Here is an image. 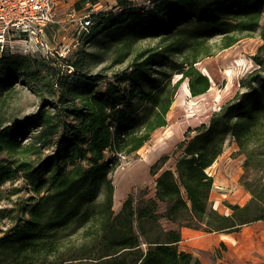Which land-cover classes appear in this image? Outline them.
I'll return each instance as SVG.
<instances>
[{
	"label": "trees",
	"instance_id": "obj_1",
	"mask_svg": "<svg viewBox=\"0 0 264 264\" xmlns=\"http://www.w3.org/2000/svg\"><path fill=\"white\" fill-rule=\"evenodd\" d=\"M116 2L123 12L115 19L112 10L95 15L82 45L93 39L96 27L114 19L111 41L121 47L114 65L123 63L141 40L158 39L159 46L135 53L128 69L113 80L83 73V55L93 54L74 60L0 54V102L19 81L36 95H43V87L54 108L37 109L19 122L0 117V155H18L0 162V187L21 177L37 196L27 206L28 217L17 218L0 236V264H56L48 257L79 231L97 248L96 255L82 257L88 259L84 264H201L178 249L181 227L230 234L264 220V177L258 184L245 182L250 200L243 206L228 204L230 213L223 215L208 209L213 179L206 172L228 135L242 153L252 142L264 145V53L253 56L258 68L241 79L244 91L213 112L208 123L188 130L193 134L179 142L174 168L158 174L152 197L141 196L136 205L128 197L115 213L109 178L118 164L116 154L138 151L166 126L178 85L171 86V73L188 80L193 97L209 90V78L195 67L210 55L207 41L220 36L226 49L238 41L236 35L259 28L264 41V0H150L151 6L139 8L129 0ZM152 66L160 68L158 77L150 74ZM100 83L104 88L96 91ZM31 128L40 130L23 142ZM52 138L55 151L38 163L39 150ZM255 153L264 155V150ZM2 212L0 217H6Z\"/></svg>",
	"mask_w": 264,
	"mask_h": 264
},
{
	"label": "rangeland",
	"instance_id": "obj_2",
	"mask_svg": "<svg viewBox=\"0 0 264 264\" xmlns=\"http://www.w3.org/2000/svg\"><path fill=\"white\" fill-rule=\"evenodd\" d=\"M57 1V22L46 29V42L52 50L57 49L63 42L68 43L72 34L70 26L63 22L68 9H73L67 8L71 5V1ZM107 1L103 0V5ZM129 1L136 8L142 5L151 6L150 0ZM109 2L111 5L115 4V7L108 8V10L113 11L115 19L123 12L122 7L118 5L116 0H109ZM77 3L82 5V2ZM75 4H72L74 9H79L75 8ZM100 13L103 12L98 14ZM114 19L106 21L103 26L96 27L93 39L68 55L71 60H74L77 55L81 56L84 53L93 54L90 57L83 55L85 58L83 73L104 77V80H113L115 74L122 73L128 69L135 53L159 46L158 39L141 40L132 46V54L123 63L114 65L113 61L121 48L114 46L115 42L111 41L113 32L111 24ZM92 22L95 23L96 19H93ZM260 23L261 25L264 24V17ZM260 31L261 28L255 32H244L236 35L238 41L226 49H221L220 36H215L207 41L206 48L210 55L195 64L198 71L206 75L211 83L209 90L203 95L191 96L187 79L181 78V75L176 73L169 75L167 79H170L171 86L177 82L178 85L173 102L167 113L166 126L156 130L148 142L138 151L127 156L116 154L118 164L109 174L114 188L112 210L115 213L119 211L123 201L128 197L132 198L134 205H136L141 196L152 197L155 190V179L158 174L164 169L174 168L175 161L181 152L179 142L186 135L193 134V132H188V130L192 131L202 123H208L213 112L218 111L226 102L244 91L241 79L246 78L251 71L258 68L253 61V56L264 53V41L260 36ZM18 40L19 38L8 39L6 37L3 43H0V54L34 55L40 51L32 43ZM40 52L43 54L42 51ZM177 59L178 57H173V60ZM159 69L156 66H152L149 72L151 75L158 77L159 75L155 70ZM103 88L104 84L100 83L96 91H100ZM39 90L43 95H36L31 89L17 81L16 90L6 93L0 102V117L10 123L21 121L25 116L36 112L37 109L53 112V105L50 104L52 97L46 93L43 87H40ZM39 130L40 128H31L30 135L23 142H30L32 136ZM262 142L255 141L250 143L248 152L242 153L228 135L224 141L221 154L206 170L212 177L213 184L218 183L219 185L217 188L213 187L214 190H211V192H218L219 190L223 192V190L228 188L231 194H235V196L240 198L239 202H243L244 198L246 200L247 196H249L246 202L248 203L250 194L244 188L245 182L258 184L261 178L264 177V155L253 154V150L255 152L264 150ZM54 151L55 141L52 138L39 150L38 163L45 160ZM16 158H18V155L4 153L0 155V162L7 164L10 160ZM26 158L36 160L37 157L27 155ZM158 166H161L159 170H157ZM154 171H156L155 174H153ZM30 188V185L21 177L13 182H6L0 187V211H4L2 214H7L6 217H0V236L16 224L17 218L25 219L28 217L27 206L33 202V197H37ZM15 190L18 191L13 194ZM101 200L102 194L100 193L97 202ZM215 203L214 200L208 202V209H213V206H215L222 212L220 214H224L223 212H226V210L230 213L227 206L231 203L223 201L219 202L217 206ZM165 226L167 228L170 227L168 225ZM96 251L97 248L86 240L82 231H79L77 234L62 240L58 250L48 257V262L56 264H84L82 262L88 261V259L82 257L96 255ZM76 257H81L82 259L72 260V258Z\"/></svg>",
	"mask_w": 264,
	"mask_h": 264
},
{
	"label": "built area",
	"instance_id": "obj_3",
	"mask_svg": "<svg viewBox=\"0 0 264 264\" xmlns=\"http://www.w3.org/2000/svg\"><path fill=\"white\" fill-rule=\"evenodd\" d=\"M65 1H71L67 8H73L68 9L63 20L72 30L68 43L63 42L52 50L46 42L47 27L57 22V0H0V43L6 37L19 38L18 41L32 43L42 51V55L66 58L82 45V38L90 31L92 18L99 12L115 7L109 1L103 5V0ZM77 2H82V5L79 3V9L75 10L72 4ZM40 51L38 54H41Z\"/></svg>",
	"mask_w": 264,
	"mask_h": 264
},
{
	"label": "crops",
	"instance_id": "obj_4",
	"mask_svg": "<svg viewBox=\"0 0 264 264\" xmlns=\"http://www.w3.org/2000/svg\"><path fill=\"white\" fill-rule=\"evenodd\" d=\"M79 7L76 3L75 8ZM218 186V183L213 184V187ZM248 199L249 196L239 202L240 198L231 194L228 188L223 192L212 191L209 198L216 202V206L223 201L243 206ZM215 210L222 213L217 208ZM223 213L229 214L227 210ZM180 234L178 249L191 254L201 264H264V220L244 225L230 234L206 233L187 227H181Z\"/></svg>",
	"mask_w": 264,
	"mask_h": 264
},
{
	"label": "bare ground",
	"instance_id": "obj_5",
	"mask_svg": "<svg viewBox=\"0 0 264 264\" xmlns=\"http://www.w3.org/2000/svg\"><path fill=\"white\" fill-rule=\"evenodd\" d=\"M2 40H0V42H1Z\"/></svg>",
	"mask_w": 264,
	"mask_h": 264
}]
</instances>
